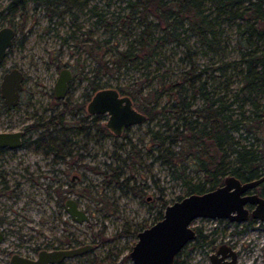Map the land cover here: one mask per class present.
I'll use <instances>...</instances> for the list:
<instances>
[{
	"label": "rangeland",
	"instance_id": "obj_1",
	"mask_svg": "<svg viewBox=\"0 0 264 264\" xmlns=\"http://www.w3.org/2000/svg\"><path fill=\"white\" fill-rule=\"evenodd\" d=\"M9 1H0V11L5 9ZM87 1L86 6L75 11L78 16L76 20L69 14L50 20L43 11L36 13L33 5L29 8L27 18L18 15L15 20L19 23L22 33L20 39L24 35L28 39L24 43V48L14 49L0 67V84L7 71L13 67L21 69L25 75V103L31 100L44 102V105L40 104L37 108L40 112L43 110L41 106L54 104L49 98L58 77L56 67L53 65L57 61L54 60L57 58L56 54L53 55L54 51L58 49L63 51V54L58 55L62 65H73L75 60L80 59L82 67L75 74L76 78L69 98L72 101L81 102L83 95L88 91L85 88L86 82L80 84L81 73L94 76L90 73L91 63V68L93 65L95 68L99 60L103 63L108 61L118 50L127 47L130 41L123 34H116L113 37L105 32L99 27L97 18H94L91 11L97 6V11L102 10L107 18L114 19L111 15L120 11L119 3L115 0ZM4 15L7 18L0 20V27L7 26L11 18L7 13ZM226 30L231 41L226 55H223L218 47L213 52L214 57L203 55L200 53L201 49L197 46V41H191L192 51L198 53L192 58L196 67L199 69L211 67L210 63L213 61L217 67L220 61L238 59L237 48H235L236 28L227 26ZM71 33H76V38L65 42ZM223 39L224 37L220 36L218 41ZM179 57L178 49L169 46L158 58L161 63L154 61L152 67H148L147 70L139 72L137 69H131L129 72L121 73L103 70L98 75V81L106 89H115L118 86L125 89L136 82L139 84L135 88L139 89L138 86L140 88L143 86L147 94L150 89L160 85L162 77L168 81L178 78V73L184 66V63H179ZM236 73L237 71H230L228 75L232 74V80L238 83L240 77ZM215 74L219 77V73ZM150 79L151 82H148ZM144 82L148 84L144 86ZM237 85H232L231 89L237 88ZM146 94H144L145 97ZM169 100L171 98L164 97L159 105L162 106ZM192 103V109L202 106V100L199 98ZM33 113L34 110L31 114ZM170 121L173 124L176 119L172 116ZM27 122L29 123V120ZM106 123L107 119H104L103 127ZM162 123L164 121L159 119L152 123L146 121L133 126L122 137L107 136L98 132L97 142L93 143L91 148L80 151L84 156L77 173L81 177V195H47V184H51V187L54 186L55 189L58 187V182L55 181L56 174L51 173L52 167L45 164L41 156L34 155L33 168L35 170L37 168L40 172L48 171V174L39 183L29 182V179H25L28 177L27 174L22 171L25 164H29V156L24 163L21 158V155L28 152L18 151V158L12 161L10 166L0 170L10 169L11 173L12 171L22 173L23 177L25 175L24 178L13 173L8 178V181H11L10 185L13 186L16 180L21 181L26 191L37 190L42 195H0V223L1 218L6 219L2 225L9 228V239L22 242V239L26 240L29 235L30 238H35V244L52 243V245L61 246L70 240L66 238L67 236H72L82 244L94 243L96 249L79 260L68 261L67 264H92L94 260H100L103 264L111 263V261L117 264H133L130 253L138 242V234L156 224L160 213L164 215L166 210L164 203H167V206L173 205L180 197L185 198L190 194L188 184L174 178L173 168L155 159L158 156L155 150L160 146L152 143L147 132L149 130L163 131L160 128ZM241 134L247 137L246 141H256L247 131ZM260 136L261 140L257 142V145L264 154V130ZM133 146L137 148L134 149ZM173 150L180 151V147L177 146ZM214 157L220 162V155L214 154ZM205 159L208 161L209 157L205 156ZM36 161L42 163L41 168L35 165ZM184 163L188 168L183 172L178 167L179 174L186 176L187 180L194 183L205 181L206 176L198 170V164L196 165L190 158ZM68 172L70 176L73 175L72 168ZM126 181L127 185L124 184ZM63 196H71L78 200L81 208L88 213L90 222L75 224L63 207L60 208L57 204ZM192 227L201 229L206 240L203 247L198 246L197 240L191 242L178 259L181 264H211L210 256L223 244L232 247L238 253L239 264H264V223L262 226L245 228L244 225L238 226L229 220L200 218L193 222Z\"/></svg>",
	"mask_w": 264,
	"mask_h": 264
},
{
	"label": "trees",
	"instance_id": "obj_2",
	"mask_svg": "<svg viewBox=\"0 0 264 264\" xmlns=\"http://www.w3.org/2000/svg\"><path fill=\"white\" fill-rule=\"evenodd\" d=\"M14 1L20 8L24 7L25 0ZM35 1L45 4L51 17L75 15L74 9L88 4L87 0ZM115 2L120 4V11L111 15L114 19L107 18L102 10L97 11V6L91 11L105 32L113 37L123 34L130 41L127 47L118 50L108 61L103 63L99 60L91 80L96 89H103L98 81V75L103 70L121 73L137 69L141 72L152 67L154 61L161 63L158 58L169 46L178 49L179 63H184V66L177 79L168 81L162 77L160 85L150 89L147 94L143 86L135 88L139 84L136 82L125 89L120 86L115 88L133 100L137 109L146 115L147 121H164L160 125L163 131L147 132L152 143L160 146L155 150L158 152L156 161L173 168L174 178L188 184L189 195L214 190L222 186L229 176L242 182L259 177L264 172V154L257 145L264 130V0ZM2 14L0 12V18ZM227 26L236 28L238 59L220 61L217 67L215 61L210 63L211 67H196L192 58L198 53L192 51L191 41H197L203 55L214 57L213 52L217 47L226 55L231 43ZM220 36L224 39L218 41ZM230 71H237L240 77L238 83L232 80V74L228 75ZM215 73H219V77ZM234 84H238L237 88L231 89ZM164 97L171 100L160 106L159 102ZM197 98L202 100V106L192 109V102ZM172 116L176 119L173 124L170 121ZM243 131H247L256 141H246L247 137L241 134ZM98 132L105 134V128L98 125ZM177 146L180 151L173 150ZM214 154L220 155V162L216 161ZM205 156L209 157L208 161ZM188 158L199 165L198 170L206 176L204 182L194 183L178 173V167L186 171L188 166L184 162ZM124 184L127 185V181ZM182 199L180 197L178 201ZM163 206L167 208V203ZM162 218L163 213H160L157 221ZM195 230L197 244L203 247L206 237L201 229ZM183 252L174 264H181L178 259ZM127 260L130 261L129 258ZM94 264L103 262L97 260ZM108 264L117 263L111 261Z\"/></svg>",
	"mask_w": 264,
	"mask_h": 264
},
{
	"label": "flooded vegetation",
	"instance_id": "obj_3",
	"mask_svg": "<svg viewBox=\"0 0 264 264\" xmlns=\"http://www.w3.org/2000/svg\"><path fill=\"white\" fill-rule=\"evenodd\" d=\"M31 5H33L34 11L36 13L43 11V13L50 20H53V18H62L66 15H62L61 17H51L48 12L47 6L45 4H40L35 0H25L23 8H20L21 6L18 5L16 1L10 0L9 3H7L5 9L0 11L1 13H3L0 20H5L7 18L4 13L9 14L11 18L9 19L7 26L0 27V31L7 27L11 28L14 31V37L12 39V46L7 50L6 56L3 61L0 62V67H2L7 57L12 54L14 49L24 48V43L27 41L28 37L24 35L20 39L22 33L19 23L15 22V20L18 15H21L23 18H27V16H29L28 11ZM77 9H74V14ZM71 16H73L74 20L78 19V16L76 14ZM75 34L76 33L69 34L68 39H65V42L69 41V39H75ZM55 54L57 58H54V60L56 59L57 61H55L53 65L56 67L58 77L55 81L54 87L52 88L51 96L49 97L50 100L54 102V104L46 107L41 106V108H43L42 112L38 111L37 108H39L40 104L44 105V102H34L33 100H31L25 103V75L21 69H19L18 67H13L6 72L8 73L13 70H18L24 76V80L22 82L23 90L20 92L19 101L16 105L8 106V104L6 103V99L2 96L1 84L6 73L2 77L0 84V135L20 134L21 144L19 147L14 148L9 144L0 146V168H6L10 166L12 161H15L18 158V151L24 150L28 153L21 155V158H23V163L29 156V164H25V167L22 170L28 176L25 177L24 175L26 180L29 179V182L39 183L42 178H46L45 175L48 174V171L42 170L40 172L37 168L36 170L33 168V156H41L43 162L52 167L51 173L56 174L55 181L58 182L57 189H55L54 186L51 187V184H47V195H81V177L77 173L81 168L80 161H82V158L84 156L81 155L80 151L81 149L91 148L93 143L97 142L96 137L98 134V125H101L103 127L102 121L104 119H107L108 123L110 116L108 114H91L89 111L92 100L100 91L96 89L95 83L91 81L93 80L94 76H88L86 73H81L82 77L80 80V84L86 82L85 88L88 90L83 95L81 102L72 101V99L69 98V94L73 87V82L76 78L75 74L77 73V71H79V68L82 67V64L80 59H77L75 60L73 65H62V61L59 60L60 57L58 55L63 54V51L61 49H58L54 51L53 55L55 56ZM90 54L92 58H94V55L91 51ZM93 64H95V62ZM85 67L87 68V65H85ZM89 67L90 73H93L94 75V65L93 68H91V63ZM63 71L70 72L72 78L68 84L65 95L63 97H58L56 93V85ZM104 89L106 88H103L101 90ZM121 96L124 97L125 95L121 94ZM133 106L137 111H139L134 102ZM33 110L34 113L31 114ZM27 120H29V123H26ZM107 123L106 126H104L105 135L107 136L122 137L132 128L129 127L120 136H116L110 129L107 128ZM8 155H10V157ZM41 164L42 163L40 161H36L35 163L38 168H41ZM71 168L73 171V175L70 176L68 171L71 170ZM9 170H0V195H42V193L38 192L37 190L35 192L30 190L26 191L24 189V184L21 181L16 180L15 184L11 186V181H8V178L11 177L13 173L18 174V176L22 178L24 177L20 172L12 171L11 173ZM263 175L264 172H261L259 177L250 181L241 182L247 183L256 181ZM263 187L264 183L257 186L254 190H250L244 193L243 196L252 197L257 195L258 197L264 199V194L262 193ZM49 189H53L54 191H49ZM69 199H72L77 202V204H79L78 200H76L75 198H72L71 196H63L60 200H58L57 204L60 208L63 207L65 212H67V201ZM256 207V205H247V209L250 213H252L256 209ZM72 220L75 222V224H80L76 222L75 219L72 218ZM1 221L0 233L3 236V240L2 242H0V264H22V260H24L28 264H31L30 262L36 261L39 258L40 253L43 251L52 252L58 250L76 249L86 245L93 246V249L89 253L96 249V245L94 243L82 244L76 239V237L72 238V236H67L66 238L70 240H67L68 243L62 244L61 246H55L52 245V243L35 244V238H30L29 235L26 240L22 239V242L11 241L9 239L10 234H8V232L10 231L9 228H6L4 225H2V223L5 222L6 219L1 218ZM263 223L264 222H261L257 219L255 220L250 217L249 220L244 223L235 224H237L238 226L242 224L245 226V228H250L255 225L262 226ZM87 254H85L84 256H86ZM81 257L67 259L60 264H67L68 261L79 260ZM94 262L95 260L92 261V264H94Z\"/></svg>",
	"mask_w": 264,
	"mask_h": 264
},
{
	"label": "water",
	"instance_id": "obj_4",
	"mask_svg": "<svg viewBox=\"0 0 264 264\" xmlns=\"http://www.w3.org/2000/svg\"><path fill=\"white\" fill-rule=\"evenodd\" d=\"M14 31L4 28L0 31V62L12 46ZM71 73L63 71L56 85L58 97H63L71 80ZM23 74L13 70L4 75L1 94L8 106L18 104L20 92L23 90ZM89 111L91 114H108L110 119L107 128L116 136L126 129L147 121L146 115L137 111L130 97L121 96L113 88L100 90L92 100ZM20 134L0 135V146L19 147ZM264 183V175L256 181L242 183L239 179L229 176L222 186L203 194H192L173 205L167 206L163 218L150 228L138 234V242L130 253L133 264H174L178 255L197 239V232L192 224L197 219H221L232 223H244L249 218L264 222V199L257 195L244 197L243 194L254 190ZM256 205L250 213L247 205ZM67 212L76 222L89 223L90 219L77 202L67 201ZM3 236L0 233V242ZM93 249L86 245L76 249L43 251L31 264H60L64 260L84 256ZM22 264H28L24 260ZM211 264H239L238 253L230 246L223 244L217 252L210 256Z\"/></svg>",
	"mask_w": 264,
	"mask_h": 264
}]
</instances>
